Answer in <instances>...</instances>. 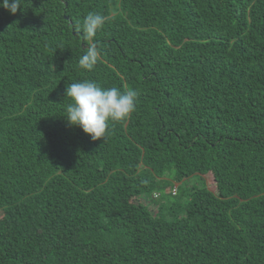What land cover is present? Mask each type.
<instances>
[{
  "label": "trees",
  "instance_id": "trees-1",
  "mask_svg": "<svg viewBox=\"0 0 264 264\" xmlns=\"http://www.w3.org/2000/svg\"><path fill=\"white\" fill-rule=\"evenodd\" d=\"M85 80L138 93L104 140L63 118ZM0 264H264V0L0 8Z\"/></svg>",
  "mask_w": 264,
  "mask_h": 264
},
{
  "label": "clouds",
  "instance_id": "clouds-1",
  "mask_svg": "<svg viewBox=\"0 0 264 264\" xmlns=\"http://www.w3.org/2000/svg\"><path fill=\"white\" fill-rule=\"evenodd\" d=\"M24 0H2L0 8L15 15L22 9ZM107 17L90 11L79 25L83 38L88 42L78 59L79 67L92 70L100 62L102 52L96 42L97 33L103 28ZM65 98L70 102L63 117L71 127H79L93 141L106 139L109 122L126 120L134 111L138 93L135 90L122 92L112 86L102 88L93 81L69 83L65 86Z\"/></svg>",
  "mask_w": 264,
  "mask_h": 264
},
{
  "label": "rangeland",
  "instance_id": "rangeland-1",
  "mask_svg": "<svg viewBox=\"0 0 264 264\" xmlns=\"http://www.w3.org/2000/svg\"><path fill=\"white\" fill-rule=\"evenodd\" d=\"M165 178L167 180H170V175L166 176ZM201 183H202V181L200 180V178L194 176V177H190L189 179L182 181L178 185L174 184V186L176 185V187L178 186L181 189V188H190L192 186H199V185H201ZM205 183L210 189H213V182H212L210 177H206ZM171 189L172 188H167L162 193L164 195L166 193L171 194ZM160 197H161V194L159 193V197H157V198L152 197L151 199H149V198H146L145 200L143 199L144 204H146L148 210L151 212L152 215H155L157 213L158 205H159L158 200L160 199ZM138 201L140 202V200H138Z\"/></svg>",
  "mask_w": 264,
  "mask_h": 264
},
{
  "label": "built area",
  "instance_id": "built-area-1",
  "mask_svg": "<svg viewBox=\"0 0 264 264\" xmlns=\"http://www.w3.org/2000/svg\"><path fill=\"white\" fill-rule=\"evenodd\" d=\"M176 194V185L171 189V195H175ZM158 195H154L153 197H157Z\"/></svg>",
  "mask_w": 264,
  "mask_h": 264
},
{
  "label": "water",
  "instance_id": "water-1",
  "mask_svg": "<svg viewBox=\"0 0 264 264\" xmlns=\"http://www.w3.org/2000/svg\"><path fill=\"white\" fill-rule=\"evenodd\" d=\"M66 18V17H65Z\"/></svg>",
  "mask_w": 264,
  "mask_h": 264
}]
</instances>
